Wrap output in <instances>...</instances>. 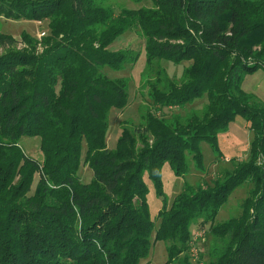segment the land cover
Listing matches in <instances>:
<instances>
[{"label":"trees","instance_id":"1","mask_svg":"<svg viewBox=\"0 0 264 264\" xmlns=\"http://www.w3.org/2000/svg\"><path fill=\"white\" fill-rule=\"evenodd\" d=\"M152 3L116 15L104 0H0V17L49 28L40 40L24 32L28 47L0 53V264H141L158 241L167 244L168 264H192L198 223L210 224L214 240L206 264H264V103L242 88L246 75L264 70V0ZM133 28L145 39L148 68L156 67L154 107L138 125L124 121L110 149V113L127 107L129 79L105 69L122 70L140 52L109 47ZM15 41L0 34V46ZM163 60L190 64L175 79ZM204 96L201 110L157 113ZM238 115L254 134L248 159L212 184L187 183L169 203L164 165L187 175L190 156L203 171L201 143L222 157L219 134ZM23 136H40L42 162L22 148ZM82 161L90 182L79 176ZM146 177L162 202L158 226ZM247 182L241 213L215 223Z\"/></svg>","mask_w":264,"mask_h":264},{"label":"rangeland","instance_id":"2","mask_svg":"<svg viewBox=\"0 0 264 264\" xmlns=\"http://www.w3.org/2000/svg\"><path fill=\"white\" fill-rule=\"evenodd\" d=\"M105 4L114 9L115 14H119L122 8L138 9L143 6H152V0H104ZM24 32L40 40L43 32L45 35L49 33L47 21H34L26 19H7L0 17V34H9L16 39L12 44L0 46V53L15 47L23 49L28 47L27 42L22 38ZM130 48L140 52V57L137 62L127 65L122 70H111L106 68L105 72L111 77H127L129 79V102L123 110L112 109L109 117V129L107 132V146L113 149L116 146L117 140L122 132L123 122L129 121L138 125L141 122V115L146 112L147 108L153 106L149 96L150 82L156 78V67L151 71L146 64L145 58V39L141 36L137 28L126 31L122 34L109 49L119 50ZM37 49L42 51L40 43L37 44ZM190 62L174 64L171 61L163 60L161 65L167 70L169 77L179 79L182 75L183 68L189 65ZM242 88L248 93L256 95V99L264 103V70L259 69L253 74L246 75ZM208 103L206 96L195 100L192 104L185 108H164L157 112L159 115L169 116L171 113H179L186 115L192 110H201ZM253 131L248 127V122L244 117L238 115L230 124L228 131L219 134V145L222 157L213 150L210 143L203 141L201 150L203 153L204 170H199L194 164L190 156L187 157L190 172L184 176H177L170 165L166 163L162 169V180L164 183V191L169 199V203L183 191L187 183L190 184H212L214 179L221 175L223 169H232L234 162L246 160L249 157L250 145L253 140ZM20 144L25 152L39 160L43 161V153L41 151L40 136H23L20 139ZM85 152V146H84ZM84 159V155H83ZM79 176L82 182H90L93 177V172L84 161L79 169ZM39 176L36 175L33 190L38 181ZM146 182L149 186L148 202L152 218L155 219L156 225H159L157 219L158 211L161 208V199L157 196L153 183L146 177ZM251 183L247 182L244 185L238 186L231 194L228 202L220 209L215 223L223 222L231 217L238 216L242 210V202L248 195ZM32 190V192H33ZM210 224H196L191 227L192 237L197 233H202V236L195 242L199 249L198 254L193 256L190 254L192 264H206L210 260L209 249L213 244V237L209 232ZM218 242V241H217ZM167 244L165 241H158L150 250L147 258L141 261V264H168ZM170 264H180L175 261Z\"/></svg>","mask_w":264,"mask_h":264},{"label":"built area","instance_id":"3","mask_svg":"<svg viewBox=\"0 0 264 264\" xmlns=\"http://www.w3.org/2000/svg\"><path fill=\"white\" fill-rule=\"evenodd\" d=\"M41 36L45 35V32L41 33ZM202 236V233H197L195 236L192 237L191 242H190V254L193 256V254L197 255L199 252L198 247L196 246L195 242Z\"/></svg>","mask_w":264,"mask_h":264}]
</instances>
